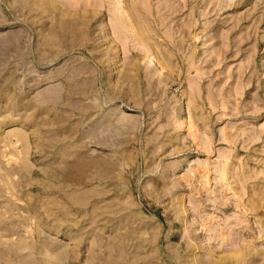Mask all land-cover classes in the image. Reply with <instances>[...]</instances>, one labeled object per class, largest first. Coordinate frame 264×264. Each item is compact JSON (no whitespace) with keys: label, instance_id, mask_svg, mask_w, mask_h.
<instances>
[{"label":"rangeland","instance_id":"rangeland-1","mask_svg":"<svg viewBox=\"0 0 264 264\" xmlns=\"http://www.w3.org/2000/svg\"><path fill=\"white\" fill-rule=\"evenodd\" d=\"M0 264H264V0H0Z\"/></svg>","mask_w":264,"mask_h":264},{"label":"bare ground","instance_id":"bare-ground-1","mask_svg":"<svg viewBox=\"0 0 264 264\" xmlns=\"http://www.w3.org/2000/svg\"><path fill=\"white\" fill-rule=\"evenodd\" d=\"M119 3V2H118ZM92 4V3H91ZM121 5V4H120ZM119 5V6H120ZM71 6V5H70ZM124 6V5H123ZM119 8V7H118ZM123 9H124V7H123ZM121 7H120V9H119V12L121 13L122 11H124L125 12V9L123 10ZM141 10V9H140ZM124 12H122L121 13V15L120 16H122L123 17V15H124ZM127 12V11H126ZM128 13V12H127ZM130 13V12H129ZM126 14V13H125ZM124 19V18H123ZM131 26V25H130ZM134 27V26H133ZM136 28V27H135ZM136 30H137V28H136ZM135 34V33H134ZM114 121V120H113Z\"/></svg>","mask_w":264,"mask_h":264}]
</instances>
